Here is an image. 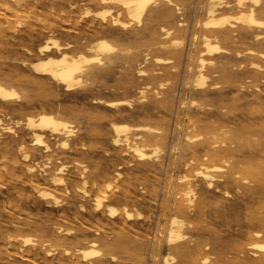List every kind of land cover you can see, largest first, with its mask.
<instances>
[{
    "label": "rangeland",
    "instance_id": "1",
    "mask_svg": "<svg viewBox=\"0 0 264 264\" xmlns=\"http://www.w3.org/2000/svg\"><path fill=\"white\" fill-rule=\"evenodd\" d=\"M21 1L22 5L18 8V11H25H17L15 15L12 11L4 9V4H12V0H0V9H2L0 11V81L5 85L14 86L19 90L21 87L28 86V91L21 96L19 101L20 104L19 102H15L18 106L14 104V102H10L8 104L0 103V156H3L2 158L0 157V182L3 181L0 183V264H20L17 257L10 256V258H8L4 254V250L8 249V251L12 252L14 248L19 245L20 240L14 239V236L20 234L17 233V230L19 231V229H23L22 231L20 230L22 235H35V232L31 228L29 229L26 227L27 224L25 223L31 224L36 222L42 224L43 226H49L51 223H56L57 225H61L63 227L67 226L66 228L70 227L76 230L79 227V222H83L84 225L91 227L96 225L102 226V223L105 222L107 219L105 214L92 212V201L89 197L83 199L79 195L73 196V186L79 182L78 176L75 175L77 173L75 172L76 169L79 168L78 164L75 163L76 161L85 164L89 173L91 172L92 174H95V172L99 171V176H96L98 179H101L105 174H113L114 169L121 172L122 176L120 177V182H122L119 183V185L121 184L120 187H122V185H127L132 195V198L129 201V209L134 210L136 208L144 214V218L141 220L127 221L125 227L136 232L137 236L145 243L151 241V235L155 227L158 230L163 224H165L169 215L173 213V210L169 208L167 209L168 211L166 209L163 210L161 206L167 179L170 176L173 181L176 182L175 185H173V188L174 190H177L180 188V185L184 184V182H178L177 178L181 176L182 173L192 174L193 172L191 169L199 160L202 159L201 154L203 151H201V149L197 150L194 155H191L189 152L185 153L179 150L176 152L177 154L174 153L175 156L173 157L172 151L170 150V152L169 149L174 144L176 136L181 132V129L177 127V124L181 121V117L185 118L184 114H187L186 119L189 118V120L182 121L181 123L183 126H187L190 120H194L198 116H201V113L198 111L199 105L203 106L205 104L206 106H209V111L223 114L221 116H216V114L213 113L212 116L207 118L208 120L220 119L219 121L222 119L226 125L225 140H231L233 142L231 153L227 154V157H229L230 161L235 164V169L232 178L226 177L227 167L224 172L219 173L221 175L216 179L217 189L214 188L211 192H205L204 189H201L203 184L198 180H195L197 181L196 183L199 185L200 189L196 191V198H193V204L191 205L193 208L191 212L193 213H191L188 217L191 222V226L186 225L184 228V231L188 236L185 244L188 245L190 249L187 259L193 260L197 258L196 260L200 263V257L207 255L208 262L206 264H234V261L239 258V254H236L235 248H237V246L243 242L245 238L244 232L246 230L245 224L247 214L255 208V204H249L247 198L242 194V189H237V181H242V171L245 166L254 168L259 164V162L253 158L252 154H250L252 147L250 145L248 146L247 142L256 139L258 134L257 124H264V119H255L257 115L264 112V105H260L261 102H264L262 101L264 100V57L258 56V52H264V43H258L257 41H253L251 38V35L258 29L255 28L254 30L247 31L239 27L238 24L234 23V31L230 33L231 38L218 40L219 46L226 49V51H224V58H214L213 63L211 65H207L204 69V74L208 77L204 88L209 89L212 84H215V87L209 90L207 97L203 98L198 92H196L190 83L187 87L185 82L189 81L195 73V55L197 50L201 49L199 41H197L194 45L192 44L193 42L190 39V33L196 29L195 19H203V10L201 5L204 0H178V2L185 7L181 14L172 12L166 17H161L155 20L146 21L144 19L141 26H136V24L133 23L126 30L118 29L117 32L121 39L116 42L108 30L93 31L92 27H87L89 24L98 23L99 19H95L93 16L80 17L84 7H89L90 9L92 8V11L98 9V7L91 3L90 0ZM65 1L66 3H64ZM68 2L69 4L74 3L76 5V8L71 9L70 12ZM192 3H196V10L194 12H191L192 10L190 9ZM3 10L4 13L2 12ZM25 12H27V14ZM33 12L34 14H32ZM235 12V10L228 11L230 14H235ZM51 13L54 14V17L51 16ZM12 14H14V17ZM30 14V18H33L36 14L39 15V17L34 16L37 20L35 18L30 19ZM68 14H75L74 16L76 21L74 22L73 20L68 19ZM8 15L12 17H9ZM60 15H63V19ZM22 16L25 18L23 19ZM15 18H17V21L14 24ZM45 20L46 22H44ZM122 20L125 21L126 19L122 18ZM178 21L182 23L184 22L182 26L183 31L174 30V33L170 37L162 38L161 33L159 32V26L174 28ZM166 24L168 25L165 26ZM9 25L10 28H7ZM68 28L71 30L69 31ZM186 31L188 32L186 33ZM133 35H136L137 38L132 39L131 37H133ZM48 36L57 38L61 44H65L75 37L83 36L85 39V45L90 44L97 38H106L117 45L128 48L129 53L119 55L111 65L91 63L89 67L92 69H103L101 76L99 78L83 81V83L79 86L80 88L77 87L75 90L67 92L63 90L61 86L55 85L50 79L34 73L30 68V63L37 58V46L42 44L44 39ZM127 36H129L128 39L126 38ZM172 37H181L183 39V44L178 50L174 48H159V43L167 44L166 42L170 41ZM248 48L254 50V55L246 53ZM236 52H239L240 55H236ZM144 53H147L148 57L146 63H142ZM155 57L170 59L171 62L157 63L154 61ZM21 59L25 61L24 65L26 66H24L23 63H20L19 60ZM103 61L105 60L102 59V62ZM251 62L257 63L261 66L262 70L252 67L250 64ZM139 63L141 64L139 65ZM138 68L145 71L147 75H138ZM189 68H191V70ZM254 68L256 71L260 70L261 75L254 74V76ZM158 83H163V86H160ZM145 84H149L150 87L146 89L145 97L142 100V98L139 97L140 94H138V90ZM158 86L159 88H157ZM238 90L240 91L238 92ZM156 92H159L160 96L164 97L166 101V103L164 102L156 105L157 107L151 104V100L156 97ZM232 92H235V94ZM257 95H259V97H257ZM58 96L59 98H57ZM245 96L246 98L248 96L249 97L244 99ZM28 98L30 100H28ZM94 99H101L103 102L119 99H131V105L129 107L124 106V109H122L124 111H116L113 108L105 106V103H99L98 101L97 103H94ZM24 100H27L28 102ZM191 100L195 101L194 105L190 104ZM183 102L185 103L182 107L181 103ZM31 106L32 108H30ZM43 111H51L55 114L57 113L59 117L72 122L73 128L76 130V136L69 140V148L64 149L60 147L58 145L59 139H51L48 135H45V139L50 145L51 149L49 151L43 152L40 147L35 149L34 146L30 145L32 137L30 131L24 124L25 116L30 114L36 115L37 113ZM15 113L19 114L15 115ZM84 115L86 116V119H84ZM81 118L86 121H83ZM248 119H253L254 123L247 122L248 124L245 125L238 124L243 120L246 122ZM88 121L93 123L90 125V122ZM111 122H124L130 125L147 123L154 126H162V129L167 136L165 135L164 139V152L159 156L161 166L155 167V174H147V172L141 169L142 167L139 165L140 162H138L133 156H124L120 153L118 148L116 149V147L112 146L110 139ZM88 123L91 127L90 130H88ZM92 127L94 129H92ZM169 136L170 138H168ZM167 138L169 139L168 144ZM21 142L24 143V145L26 144L25 148L28 151L32 152L30 161H23L20 155L21 152L17 151V144ZM101 148L103 150H101ZM112 149L116 150V152ZM261 155L264 156V154ZM32 156L35 157L33 158ZM191 157L195 158L193 164L189 166L188 169H184L182 166L183 162L187 161ZM39 158L41 161H39ZM47 158H49V160H47ZM171 162H173V164H171ZM202 162H205V160H202ZM43 163H47V165L49 164L48 167L44 168V172L41 171L40 167ZM94 163H96V165ZM24 164H31L35 167V174L37 175L38 182L41 184L40 186L46 189L51 188V190H54L60 202L59 206L55 207L50 204L47 205L39 199L36 191L28 183L25 174L21 171L20 167L24 166ZM59 164L68 165L66 168V174L63 176L67 182L66 186L70 190L69 193H67L62 186H54L49 181L48 176ZM118 166H121V168H118ZM15 169H17V171ZM127 177H130V179ZM225 191L228 192L227 195L225 194ZM149 193L151 194L149 195ZM201 193L203 201L200 203V206L202 207L200 213H203L200 214L197 212L196 204ZM152 194L154 196H152ZM79 203H83L85 209H80L78 207ZM183 203H185V201ZM7 204L11 205V207H8ZM110 204H115L114 206L116 207L121 206L120 202H111ZM155 205H157V209L154 207ZM150 206H153L151 207L153 209H150ZM20 209L22 210V213H20ZM154 212L156 215L153 214ZM201 216L203 218L206 217V219H203ZM10 219H14L12 221L13 223ZM18 220H23L25 222H20ZM44 223H46V225ZM126 228L119 230L118 227L110 224V228L107 229V234L110 238L113 237L112 239H120L123 236L122 234L126 233ZM91 233L92 231H88L84 236L78 237V240H82L83 238L90 239L92 237ZM115 234L117 236H115ZM191 236H195L193 240ZM70 242H73V240ZM204 244H208L209 248L207 250H199V247H202ZM138 248L141 252L139 255V264H152L149 254H147L145 250L146 244H142L140 247L138 245L129 246L126 252L117 251L118 256L120 257V264H135L134 261H132V258ZM164 250L165 246L162 243V247L158 255L159 264L163 254L165 253L162 252ZM197 252H199V254H197ZM126 254L132 256L126 258ZM170 264H180V262Z\"/></svg>",
    "mask_w": 264,
    "mask_h": 264
},
{
    "label": "bare ground",
    "instance_id": "2",
    "mask_svg": "<svg viewBox=\"0 0 264 264\" xmlns=\"http://www.w3.org/2000/svg\"><path fill=\"white\" fill-rule=\"evenodd\" d=\"M12 2H13L12 4L5 3L4 9L7 11H12L16 15L18 8L22 5V1L12 0ZM90 2L93 3L96 7H98V9L92 11L91 10L92 8L90 9L89 7H84L80 17L93 16L95 19L96 18L99 19L98 23L89 24L87 27H92L93 31L108 30L110 34L113 36V38L115 39V42L121 39L120 35L117 32L118 29L126 30L133 23H135L136 26H141L142 21L144 19L146 21L155 20L161 17H166L170 15L172 12L181 14L182 10L185 8L181 3L178 2V0H90ZM64 3H66V1ZM192 4L190 6V9L192 10L191 12H194L196 10V3H194L193 5ZM69 8H70L69 10L70 12L71 9L76 8V5L74 3H71L69 4ZM201 8L203 10V19H199V20L195 19L196 29L194 31H191L190 33V39L193 42L192 44L194 45L197 41H199L201 49L197 50L196 55H195V68H196L195 73L193 74V77L190 78L189 81L185 82V84L187 86L190 83L191 86L196 90V92H198L203 98H205L207 97L209 90L215 87V84H212L209 89L204 88L205 82L208 78L207 75L204 74V69L206 68L207 65H211L213 63L214 58L215 59L224 58V51H226V49L219 46L218 40H224V39L231 38L230 33L234 31L233 30L234 23L238 24L239 27L247 31L254 30L255 28L258 29L255 33L251 35V38L253 41H257L258 43H264V31H262L264 30V0H231V1L230 0H204L203 4L201 5ZM1 10L2 9H0V11ZM229 10H235L236 12L235 14H230L228 13ZM23 11L25 10H22L20 12H23ZM2 12L4 13V10ZM25 13L27 14V12ZM14 14H12V16ZM32 14H34V12ZM51 14H52L51 16L54 15L53 13ZM74 15L68 14L67 17L68 19L73 20L75 22L76 18ZM12 16H9V17H12ZM34 16L39 17V15L37 14ZM34 16L33 18H30L31 17V14H30L29 18L34 19L35 18ZM22 18L24 19L25 17L22 16ZM122 18L126 20L123 21ZM16 21H17V18H15L14 24ZM44 22H46V20ZM183 23L178 21L174 28H166L164 26H159L160 27L159 32L161 33L162 38L170 37L174 33V30L183 31L182 29ZM26 25L28 24L26 23ZM167 25L168 24H166L165 26ZM7 28H10V25ZM70 30L71 29H69V31ZM187 32L188 31H186V33ZM0 35H1V31H0ZM126 38L128 39L129 36H127ZM131 38L136 39L137 37L136 35H133V37ZM84 40H85L84 37L80 36V37H75L74 39H72L69 42H66L65 44H61L57 38H53L51 36L46 37L43 43L38 45L36 48L37 58L34 59L30 63L31 70L40 76L50 79L55 85L61 86L63 90L67 92H71L75 90L77 87H79L83 83V81L99 78L101 76V72L103 69L102 68L92 69L89 67L91 63H98L101 65L102 64L111 65L112 63H114L115 59L118 58L119 55H124L125 53H129L128 48L117 45L116 43L111 42L110 40L106 38H97L96 40L92 41L90 44H87V45L84 44ZM168 42H166L167 44L159 43V48H163V49L164 48H174L178 50L183 44V39L181 37H172L170 41ZM246 53L250 55H254L255 52L253 49L248 48L246 50ZM236 55H240L239 52H236ZM258 56L264 57V52H258ZM102 59H104L105 61L102 62ZM147 59H148L147 53H144L143 58H142V63H146ZM19 61L20 63H23L24 65V62H25L24 60L21 59ZM154 61L157 63L171 62L170 59H162L159 57H155ZM140 64L141 63H139V65ZM250 64L252 67L262 70L261 66H259L257 63L251 62ZM255 68H254L253 75L254 74L261 75L260 70L256 71ZM189 69L191 70V68ZM137 74L143 75V76L147 75L145 71L139 68L137 69ZM158 84L160 86H163V83H158ZM28 85H31V84H28ZM27 87L25 86L21 87V89L19 90L15 88L14 86L5 85L4 83L0 81V103L8 104L10 102H14V104H16L15 102L20 101L22 94H25V92L28 91ZM149 87H150L149 84H145L143 87L139 88L138 94H140L139 97L142 98V100L145 97L146 89H148ZM157 88H159V86ZM239 91L240 90H238V92ZM28 93H31V92H28ZM233 94H235V92ZM246 96L244 99H247L249 97L248 96L246 98ZM257 97H259V95H257ZM57 98H59V96ZM28 100L30 99L28 98ZM24 101L28 102L27 100H24ZM97 101L99 103H105V106L109 108H113L116 111H120L124 109V106L129 107L131 105V99L110 100V101H104V102L101 99L93 100L94 103H97ZM164 102L166 103L164 97H161L159 92H156V97H154L151 100V104L154 106L160 103H164ZM184 103L185 102L181 103L182 107L184 106ZM194 103H195L194 100L190 101L191 105H194ZM262 103L264 102H261L260 105H264ZM205 107H207L208 109ZM30 108H32V106ZM198 111L201 113V116H198L194 120H190L187 126H183L181 124L182 121L189 120V118L186 119L187 114H184L185 118L181 117V121L177 124V127L181 129V132L176 136L174 140V144L170 147L169 151L170 150L172 151V154L174 157L175 156L174 153H176L179 150L185 153L189 152L191 153V155H194L197 152V150L201 149V151H203L202 154L200 153L202 159L199 160L196 163V165H194V167L191 169L193 172L192 174L182 173V175L177 178L178 182L179 181L184 182V184L180 185L179 186L180 188H178L177 190H174L173 188L174 187L173 185H175L176 182H174L170 176L167 179L166 187L164 189L163 202L161 203V206L163 210L164 209L167 210L168 208L173 210V213H171L167 219L165 218L166 219L165 224H163L158 230L156 227L154 230L152 229L153 233L151 235V241H149L148 243L147 242L145 243L142 239H140L137 236L136 232L132 231L130 228L125 227L127 221L141 220L144 218V214L142 213V211L136 208L134 210L129 209V201L132 198V195L127 185H122V187H120L121 184L119 185V183L122 182V181L120 182V177L122 176L121 172H119L117 169H114L113 174H109V175L105 174L102 176L101 179H98L96 176H99L100 174L99 171L95 172V174H92L91 172L89 173L88 168L85 164L76 161L75 163L78 164L79 168L76 169L75 172L77 173L75 175L78 176L79 182L73 186L74 187L72 190L73 196L79 195L83 199L88 198V197L91 199L92 212L105 214L107 217L105 222L102 223V226L96 225V226L91 227V226L84 225L83 222H79L78 229L74 230L73 228H70V227L66 228L67 226L63 227L61 225H57L56 223H51L49 224V226H47L46 223H44L46 226H43L42 224H39L36 222L31 223V224L25 223L27 224L26 227H28L29 229L31 228L35 232V235L33 236L22 235L21 234L22 232H20V230L22 231L23 229H19V231L17 230V233H20V234L14 236V239L20 240L19 245L15 247L12 252L8 251V249L4 250V254L8 258H10V256L17 257L19 259L20 264H120L121 263L119 261L120 257L118 256L117 251L126 252L129 246L138 245L140 247V245L146 244L145 250H146V253L149 254L152 264H159L158 255L160 253L162 243H163L166 251L165 250L162 251L165 253L162 256L160 264H170V263H178V262H180V264H206L208 262L207 255H203L200 257L199 259L200 263L198 262V260H196L197 258L193 260H188L187 255H189L188 252L190 249L188 245L185 244L188 236L185 233L184 228L186 227V225L191 226V222L188 219V217L191 213H193L191 212V210H193V208L191 207V205L193 204V198H196V191L200 189L199 185L196 183L197 181L195 180H198L199 182L203 184V187L201 189H204L205 192H211V190L217 187L216 179L217 177L221 175L219 173L224 172L226 167L228 168L226 177L232 178V175L234 174L235 164H233L232 161H230V158L227 157V154L231 153L233 142L231 140L229 141L225 140L226 125L224 124L223 120L222 119L221 121H219L220 119L219 120H215V119L208 120L207 117L212 116L214 112L209 111V106H206V104L203 106L199 105ZM16 114H19V113H15V115ZM67 114H70V113H67ZM214 114H216V116L223 115L222 113H217V112ZM261 118L264 119V112L260 113L259 115H257V117H255V119H261ZM84 119H86V116ZM83 121H86V120H83ZM253 121H254L253 119H248L246 120V122L245 120H243L238 124L245 125V124H248L249 122L254 123ZM91 123L93 122H90V125ZM24 124L31 133L32 139L30 141V145L34 146L35 149H38V147H40L43 152H47L51 149L50 145L45 139V135L50 136L51 139H54V138L59 139L58 145L64 149L69 148V140H71L73 137L76 136V130L73 128L72 122L65 118L59 117L57 113L55 114V113H52L51 111L50 112H46V111L39 112L36 115H31V114L26 115L24 119ZM0 125H1V119H0ZM88 126H89V123H88ZM90 129L91 127L89 126L88 130ZM92 129L94 128L92 127ZM257 131H258V134H257L256 139L253 141L247 142V143H248V146L250 145L252 147L250 154H252L253 158H255L257 162H259V164L254 168H249L245 166L244 170L242 171V177H241L242 183L240 181H237L238 182L237 189H242V194L247 198L249 204L251 205L255 204V208L249 214H247V219H246V224H245L246 230L244 232L245 238H244V241L241 242L237 246V248H235L236 254L237 255L239 254V258L234 261V264H264V156L261 155V154H264V124L258 123ZM110 132H111L110 139H111L112 146L116 147V149L118 148V150H120V153H122V155L124 156L125 155L127 157L130 155L133 156L138 162H140L139 165H141L142 167L141 169L147 172V174H151V173L155 174V167L161 166V163L159 162V156L164 152V147H165L164 139H165L166 134L164 130L162 129L161 125L154 126V125H150L147 123L130 125L124 122H117V123L111 122ZM168 138H170V136ZM168 143H169V139H168L167 144ZM25 145L24 143L21 142L17 144L16 148H17V151L21 152L20 155L23 161H28V160L30 161L32 152L28 151L25 148ZM101 150L103 149L101 148ZM113 151L116 152V150H113ZM47 160H49V158H47ZM194 160L195 158L191 157L187 161H184L182 164L183 168L188 169V167L193 164ZM202 160H205V162H202ZM39 161H41V159ZM94 164L96 165V163ZM171 164H173V162H171ZM48 165L47 163H43L40 166L41 171L44 172V168L48 167ZM67 167H68L67 164L57 165L54 168L53 172L48 176V178L52 185L62 186L63 189L67 193H69L70 190L67 188L66 186L67 182H66L65 177L63 176L66 174ZM20 168L23 174H25V177L27 178L28 183L33 187V189L36 191L37 196L39 197V199H41L43 203L47 205L50 204L55 207L60 205L59 204L60 202L54 190H51V188L46 189L40 186L41 184L38 182L37 175L35 174L36 169L33 165L24 164V166ZM118 168H121V166H118ZM15 170L17 171V169ZM67 173H70V172H67ZM127 178L130 179V177H127ZM151 193H149V195ZM225 194L227 195L228 192L225 191ZM152 196L154 195L152 194ZM184 201L185 203H183ZM202 201H203V198H202V193H201L199 196V200L197 202L198 205L196 204L198 213H200V211L202 210L201 209L202 207L200 206V203H202ZM111 202H120L121 206L116 207L114 206L115 204L114 205L110 204ZM9 206L11 207V205H8V207ZM78 207L80 209H85L83 203H79ZM151 207L153 206H150L149 208L153 209ZM154 207L156 208L157 205H155ZM21 211L22 210L20 209V213H22ZM153 214H155V212ZM204 218L206 219V217ZM13 220H11V222ZM110 224L115 225L116 227L119 228V230H123L126 228L127 231H125L126 233L122 234L123 236L121 238L119 237L120 239H112L113 237L110 238L107 234V229L110 228ZM16 229H17V226H16ZM88 231H92L91 233L92 237L90 239L83 238L82 240H78V237L84 236ZM115 236L117 235L115 234ZM194 237L191 236L192 240ZM72 240L73 242H70ZM59 248L61 249V251ZM208 248H209L208 244H204L202 247H199V250H207ZM140 254L141 252H140V249L138 248V250L134 253L133 258H132V261H134L135 264L140 263V259H139ZM197 254H199V252H197ZM131 256L132 255L126 254L125 257L129 258ZM4 264H7V263H4Z\"/></svg>",
    "mask_w": 264,
    "mask_h": 264
}]
</instances>
